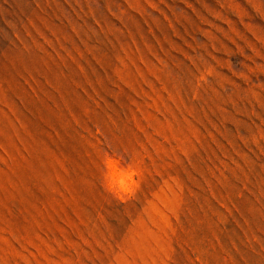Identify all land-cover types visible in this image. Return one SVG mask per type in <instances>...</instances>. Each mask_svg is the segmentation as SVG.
I'll use <instances>...</instances> for the list:
<instances>
[{"label": "rangeland", "instance_id": "374dc122", "mask_svg": "<svg viewBox=\"0 0 264 264\" xmlns=\"http://www.w3.org/2000/svg\"><path fill=\"white\" fill-rule=\"evenodd\" d=\"M0 264H264V0H0Z\"/></svg>", "mask_w": 264, "mask_h": 264}]
</instances>
